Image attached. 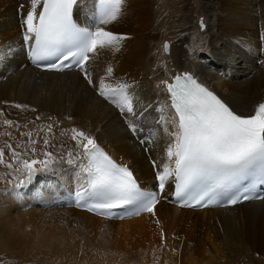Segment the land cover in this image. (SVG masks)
<instances>
[{
	"label": "bare ground",
	"instance_id": "1",
	"mask_svg": "<svg viewBox=\"0 0 264 264\" xmlns=\"http://www.w3.org/2000/svg\"><path fill=\"white\" fill-rule=\"evenodd\" d=\"M27 3L0 0V49H14L0 61V148L6 153L0 163V264H264V200L178 208L170 203L167 184L152 213L121 220L58 201L74 186L73 161L83 151L72 128L128 164L141 184L155 187L172 130L158 123L162 114L156 109L162 106L161 81L175 73L194 72L238 112L264 99V0H127L123 15L106 26L127 38L119 51L90 53L87 67L94 81L129 85L135 111H144L137 120L100 97L78 69L41 72L29 64L21 35ZM21 4L24 12L18 11ZM75 15L82 26L88 23ZM171 114L165 108L164 118ZM4 119L19 127L5 126ZM126 120L142 131L134 135ZM29 132L35 143L21 135ZM6 141L22 159L43 161L49 152L52 162L46 169L35 165L41 170L29 181L17 171L21 165Z\"/></svg>",
	"mask_w": 264,
	"mask_h": 264
},
{
	"label": "snow or ice",
	"instance_id": "2",
	"mask_svg": "<svg viewBox=\"0 0 264 264\" xmlns=\"http://www.w3.org/2000/svg\"><path fill=\"white\" fill-rule=\"evenodd\" d=\"M126 3L127 0H89L88 3L86 0H28L26 13L21 17V35L26 54L37 67L56 71L78 69L100 97L113 104L121 114L139 119L144 111H135L129 85L117 81L112 86L105 78L94 81L87 67L90 53L95 56L103 49L119 51L121 42L127 38L106 28L123 15ZM24 10L25 5L21 4L18 11ZM74 13L83 16L88 23L81 26L74 19ZM261 38L264 39V35ZM168 47L165 43V51ZM6 48V51L0 49V61L14 52L11 44ZM106 73L110 77L113 68L107 67ZM161 84L169 95L170 105L165 104L156 111L162 114L158 123L165 127L172 125V130L167 131L166 157L174 167L165 164L156 172L158 191L143 188L127 164L117 163L95 139L72 128V139L78 141L77 146L83 149L87 159V164L82 166L86 182L75 192L77 206L84 205L89 211L103 214L117 208H132L137 215L145 211L152 213L159 192L165 189L170 177L175 182L174 196L185 207L220 204L218 197H227L223 202L232 205L264 199V195L256 192L258 186L264 185V101L258 102L249 112H237L187 72L175 75L172 82L165 80ZM15 107L26 109L28 106L16 104ZM165 108L174 109L171 121L163 116ZM4 115L0 110V117ZM2 123L19 127L9 119ZM126 123L134 135L142 131L132 120ZM52 127L48 125L47 131L51 132ZM5 135L11 136V133ZM21 135H26L29 143H35L31 132ZM145 142L140 141L141 144ZM44 144L48 145L49 140L44 139ZM4 147L21 165L17 171L26 174L29 181L41 170L35 165L46 169L52 162L49 152L43 153V161H29L22 159V153L15 151L7 141ZM5 155L4 148H0V163H4ZM153 166H156L155 161ZM245 180L251 182L241 190L239 185Z\"/></svg>",
	"mask_w": 264,
	"mask_h": 264
}]
</instances>
